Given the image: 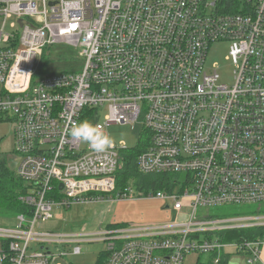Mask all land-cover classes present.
Segmentation results:
<instances>
[{
	"label": "built area",
	"instance_id": "built-area-1",
	"mask_svg": "<svg viewBox=\"0 0 264 264\" xmlns=\"http://www.w3.org/2000/svg\"><path fill=\"white\" fill-rule=\"evenodd\" d=\"M12 16L17 29L4 32ZM223 42L231 85L205 69L211 45ZM58 44L78 50L81 71L39 74ZM105 105L104 125H143L138 172L170 176L155 194L118 189L126 147L97 153L70 135L87 113L96 124ZM6 122L27 210L0 225V264H56L80 253L62 247L81 237L107 241L101 264H185L193 252H214L218 263L229 249L259 264L264 236L229 243L218 234L264 229V0H0ZM141 197L183 219L98 235L43 228L54 206Z\"/></svg>",
	"mask_w": 264,
	"mask_h": 264
},
{
	"label": "rangeland",
	"instance_id": "rangeland-1",
	"mask_svg": "<svg viewBox=\"0 0 264 264\" xmlns=\"http://www.w3.org/2000/svg\"><path fill=\"white\" fill-rule=\"evenodd\" d=\"M12 23L15 24L13 28L11 27ZM17 25V18L15 16L8 18L6 20L4 32L10 33L16 30ZM228 50L229 44L226 42L213 43L206 57L205 69L206 71H210L216 68L220 76L219 82L231 85L233 82L234 67L231 60L228 58ZM80 57L81 56L78 55V50L74 47L65 44L55 45L49 48L41 58L38 73L45 74L48 71H81L82 61ZM88 114L87 116L91 118L92 114ZM107 115L108 108L105 105L98 111L96 124L103 126L104 130L113 138V146L116 149L126 147L127 149L122 151V153L125 154L138 149L146 143V137L148 135L139 121L128 124L113 123V125L110 124L106 126L104 122ZM12 127L13 124L11 122L0 123V162L2 158L6 157V155L13 150L14 138ZM87 145L88 144L82 142L83 148ZM122 175L123 174H119V179ZM156 175L157 174L137 173L136 176L132 175L130 177L128 185L136 192V195H146L145 193L155 194L157 188L151 184L146 185L144 179L154 178ZM141 181L142 183H140ZM52 212L53 215L48 223L44 224V229L79 235L89 233L98 235L113 224L148 225L183 219L182 217L177 218L178 213L173 208H166V202L147 197L112 202L82 203L72 205L70 208L54 206ZM12 218L13 217L9 218L7 215L3 217L0 216V225H14L15 219ZM108 223L112 224L109 225ZM91 237H93V235H91L90 238ZM81 239L82 241L79 243L75 242L62 247V249L67 252H71L72 247L79 245V254H67L64 259H57L55 263L98 264L107 254V241L88 240L87 237H81ZM229 251L232 252V249H229ZM198 257H200V255L193 252L186 257L185 264H196Z\"/></svg>",
	"mask_w": 264,
	"mask_h": 264
},
{
	"label": "trees",
	"instance_id": "trees-1",
	"mask_svg": "<svg viewBox=\"0 0 264 264\" xmlns=\"http://www.w3.org/2000/svg\"><path fill=\"white\" fill-rule=\"evenodd\" d=\"M88 114V113H87ZM86 114V115H87ZM89 115V114H88ZM93 114L91 115V120H93ZM138 149L123 154L124 160L123 164L118 171L117 187L118 189L124 186H129L128 181L132 175L136 176L138 172L136 167V158L138 155ZM119 174H123L119 179ZM126 179V180H125ZM125 180V181H124ZM147 184L157 188L162 189L168 184L170 176L167 174H157L154 178L144 179ZM124 181V182H123ZM123 182V183H122ZM142 183V181L140 182ZM121 184V185H120ZM146 186L145 184H143ZM23 189V184L17 179L15 172L9 170L6 160L2 158L0 162V216L3 217L7 215L9 218L14 217L18 213L26 212V207L18 201V196L21 194ZM147 192V191H146ZM16 213V214H15ZM14 214V215H13ZM264 236V229H251V230H234L228 231L226 234H218L220 241L223 242H240L244 240L257 239ZM240 254V253H239ZM200 257L197 258L196 264H227L229 254L223 255L219 262L215 263L216 253L212 252L209 254H199ZM203 258H202V257ZM105 256L98 262L101 264L104 261Z\"/></svg>",
	"mask_w": 264,
	"mask_h": 264
},
{
	"label": "clouds",
	"instance_id": "clouds-1",
	"mask_svg": "<svg viewBox=\"0 0 264 264\" xmlns=\"http://www.w3.org/2000/svg\"><path fill=\"white\" fill-rule=\"evenodd\" d=\"M70 135L74 139L88 144L90 149L97 153H103L113 145V138L104 130L103 126L89 120L75 123L71 127ZM230 264H239V257H233Z\"/></svg>",
	"mask_w": 264,
	"mask_h": 264
},
{
	"label": "crops",
	"instance_id": "crops-1",
	"mask_svg": "<svg viewBox=\"0 0 264 264\" xmlns=\"http://www.w3.org/2000/svg\"><path fill=\"white\" fill-rule=\"evenodd\" d=\"M120 201H122V200H120ZM109 225L110 224H112V223H108ZM227 254H229V257H228V262H229V264H230V262L232 261V259H233V255H234V257H239V264H248V262H247V256L246 255H244V254H239V253H237V252H235L234 250H232V252L231 251H227ZM226 254V255H227ZM245 258H244V257ZM228 262H227V264H228ZM259 264H264V245L262 246V248H261V251H260V259H259Z\"/></svg>",
	"mask_w": 264,
	"mask_h": 264
},
{
	"label": "water",
	"instance_id": "water-1",
	"mask_svg": "<svg viewBox=\"0 0 264 264\" xmlns=\"http://www.w3.org/2000/svg\"><path fill=\"white\" fill-rule=\"evenodd\" d=\"M4 158L6 160V163H7L9 170L14 172L15 167H16L17 162H18V157H16L14 154H8Z\"/></svg>",
	"mask_w": 264,
	"mask_h": 264
}]
</instances>
